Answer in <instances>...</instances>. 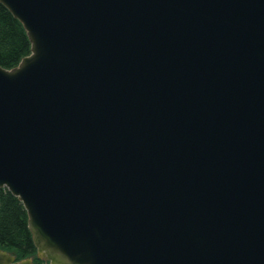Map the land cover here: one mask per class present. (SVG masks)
<instances>
[{"label": "water", "instance_id": "water-1", "mask_svg": "<svg viewBox=\"0 0 264 264\" xmlns=\"http://www.w3.org/2000/svg\"><path fill=\"white\" fill-rule=\"evenodd\" d=\"M0 2L30 42L0 65V187L40 258L264 264V0Z\"/></svg>", "mask_w": 264, "mask_h": 264}, {"label": "trees", "instance_id": "trees-1", "mask_svg": "<svg viewBox=\"0 0 264 264\" xmlns=\"http://www.w3.org/2000/svg\"><path fill=\"white\" fill-rule=\"evenodd\" d=\"M29 53L30 42L22 25L0 2V65L12 68ZM0 248L13 253L17 260L33 258L34 264H48L38 256L23 202L6 187H0Z\"/></svg>", "mask_w": 264, "mask_h": 264}, {"label": "rangeland", "instance_id": "rangeland-1", "mask_svg": "<svg viewBox=\"0 0 264 264\" xmlns=\"http://www.w3.org/2000/svg\"><path fill=\"white\" fill-rule=\"evenodd\" d=\"M33 259V258H32ZM46 261V260H45ZM46 262H48V264H50V262L49 261H46Z\"/></svg>", "mask_w": 264, "mask_h": 264}]
</instances>
